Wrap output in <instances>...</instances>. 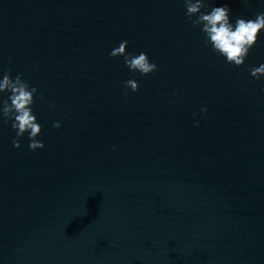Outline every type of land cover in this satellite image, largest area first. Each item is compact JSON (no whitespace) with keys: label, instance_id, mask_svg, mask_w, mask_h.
<instances>
[{"label":"water","instance_id":"1","mask_svg":"<svg viewBox=\"0 0 264 264\" xmlns=\"http://www.w3.org/2000/svg\"><path fill=\"white\" fill-rule=\"evenodd\" d=\"M206 2L232 23L264 11ZM185 13L183 0H0V78L23 73L45 97L44 148L27 134L15 148L0 123V264H264V77L249 70L264 31L236 67ZM123 40L158 70L110 58Z\"/></svg>","mask_w":264,"mask_h":264},{"label":"clouds","instance_id":"2","mask_svg":"<svg viewBox=\"0 0 264 264\" xmlns=\"http://www.w3.org/2000/svg\"><path fill=\"white\" fill-rule=\"evenodd\" d=\"M186 9V17L191 25L199 28L204 36L205 46H211L213 52L225 58V62L236 67L243 66L251 49L259 42L260 33L264 31V11L256 13L254 18L238 17L235 23L230 22V9L223 7H211L206 0H183ZM245 4L249 0H243ZM193 17H196L193 19ZM129 41L123 40L118 47L109 53L110 58L123 56L125 66L133 73L147 76L158 70L157 65L150 61L145 52L139 54L127 52ZM250 75L260 80L264 77V63L258 67L249 66ZM131 92L139 90V82L135 79L125 81L122 95L129 96ZM8 93L7 98L0 95V123L7 124L11 121V127L16 135L12 140L15 148H21V140L27 134L29 149L35 151L44 148L42 141L37 139L43 130L37 116L34 114L33 105L36 97L44 102V94L18 73L12 77L11 68L3 71L0 78V94ZM54 107V104H49ZM207 113V108H201ZM194 116L197 114L194 113ZM196 126H199L197 121ZM53 127L59 129L60 121L53 122Z\"/></svg>","mask_w":264,"mask_h":264}]
</instances>
